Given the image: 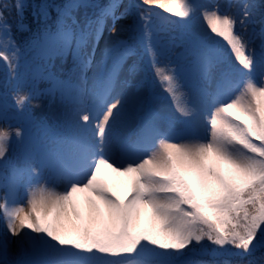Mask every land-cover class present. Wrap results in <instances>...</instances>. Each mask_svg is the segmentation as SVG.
Listing matches in <instances>:
<instances>
[{
	"label": "snow or ice",
	"instance_id": "snow-or-ice-1",
	"mask_svg": "<svg viewBox=\"0 0 264 264\" xmlns=\"http://www.w3.org/2000/svg\"><path fill=\"white\" fill-rule=\"evenodd\" d=\"M26 7L0 0V62L9 81L21 79L27 55L40 62L30 91L16 84L12 107L22 114L48 95L58 96L63 112L37 133L0 124V264H264V0L41 3L35 15L43 27L22 49L9 17L14 12L24 29ZM131 8L137 20L127 30L179 117L167 131L144 105L131 131L114 128L126 103L117 88L142 86L127 78L135 64L121 80L134 54L119 39ZM109 20L111 38L97 61ZM198 20L204 34L195 31ZM38 80L49 87L41 92ZM8 108L5 92L0 119L7 121Z\"/></svg>",
	"mask_w": 264,
	"mask_h": 264
},
{
	"label": "rangeland",
	"instance_id": "rangeland-1",
	"mask_svg": "<svg viewBox=\"0 0 264 264\" xmlns=\"http://www.w3.org/2000/svg\"><path fill=\"white\" fill-rule=\"evenodd\" d=\"M54 1V0H53ZM24 2H28V0H25ZM202 3L205 4H210V3H219L220 5H225L228 0H201ZM238 2V0H233V3ZM122 4L124 7H129L128 2H123ZM123 8L121 9V11ZM77 19L80 22V26L83 27L84 22H85V13L83 10H81L79 13L76 14ZM88 15L91 16V10H89ZM132 23V18L129 15L128 18L124 21H121V24L126 26V30L120 33L119 39L126 40L128 36L129 30H127V27L130 26ZM163 26L169 27V28H175L173 25H164V22L162 23ZM195 31L198 33L204 34L207 29L206 26L203 24L202 21H197V23L194 26ZM111 21H108V27L106 28L104 32L103 38L100 40V43L97 47V52H96V60L99 61L102 57L103 50L106 46V41H108L111 38ZM176 31V30H175ZM175 31L168 32L164 35H173ZM134 39H136V34L133 33ZM143 47L142 45H140ZM145 52V51H144ZM148 56V55H147ZM137 56L133 57H128L124 64V72L121 73V80L125 79L127 77V68L130 65L137 64L136 63V58ZM57 68L61 66V61L58 59L56 62ZM167 63V59L161 58V64ZM137 66V65H136ZM71 67V58H69L68 62L66 65H64L65 70L67 68ZM138 71L133 77H127L129 79H132L133 81H139L142 82V86L140 87L139 91H136L135 89H128L126 87H118L117 92L118 94H122L125 98V105L124 108L120 111V113L115 117L114 120V128L118 132H123L127 133L131 131L136 123V117L139 114V109L141 105L147 104V96L150 94V89H149V82L147 80V75L145 74L144 71L139 69L137 66ZM147 69L148 72L150 73V76L153 79V92H155L158 95H161L162 98H154L153 105L158 109L159 112L162 114H166L167 116H170L174 121L178 120V114L175 111V107L173 105V102L171 98L168 96V94L163 90V85L159 83L154 77V74L149 67V60L147 62ZM21 79L19 81L12 80L10 84V90L13 94V89L15 88L16 84L19 83L20 87L23 89V91L27 92L31 90L32 83L30 80V75H27V68L25 69L24 67H21ZM96 71V64H93L92 69L89 71L88 75L91 77L93 73ZM36 88L43 92L44 89L49 87V84L47 81L44 80H38L35 84ZM29 108L33 111V113L36 116L40 117H45L48 121H53L55 118L59 117L62 112H63V106L61 105L59 98L55 99V101L52 100L51 96L48 95H41L37 99L33 100L32 104L29 106ZM7 116L8 119L7 121L0 119V124H12L13 126H17L15 123L12 122L11 115L9 114V111L7 110ZM163 120H160V126H162ZM197 126L200 128V130H203V121L202 119L198 118L197 121ZM176 127L180 128L179 124H175ZM11 152V150H10ZM47 175V174H45ZM3 193V190L1 189L0 194ZM23 195V192H21V196ZM4 235V225L2 221H0V238H3ZM10 240L13 242L16 240L14 237H9ZM12 251L14 252L16 249L15 243L11 245Z\"/></svg>",
	"mask_w": 264,
	"mask_h": 264
},
{
	"label": "trees",
	"instance_id": "trees-1",
	"mask_svg": "<svg viewBox=\"0 0 264 264\" xmlns=\"http://www.w3.org/2000/svg\"><path fill=\"white\" fill-rule=\"evenodd\" d=\"M64 2L65 0H54V1L53 0H28V2H25V4L28 5V7H26L24 10L23 21H24L25 28L22 30H17L16 17H15V13L13 12L12 16H10L9 19H10V22L13 24V34H14L17 44L23 49L25 47L26 42H28L33 37V35L37 32L39 28L43 27V21L42 20L38 21L36 18L35 5H38L41 3L62 4ZM95 2L100 3V4H107L109 0H95ZM124 2H128L129 6L139 3L138 0H124ZM155 11L161 12L165 16L168 15L167 13H163L162 10H159V9H155ZM55 15H56L55 10L54 9L51 10V20H49V23H51L52 20L55 19ZM130 16L132 18L131 25H133L135 24L137 20L135 8L130 9ZM163 22L164 21H161L159 18L153 17L154 25L163 26L162 24ZM133 33L134 32L129 30L128 36L125 41H127L128 44L131 45L133 49L136 51L137 49H141V46L137 42V40L134 39ZM178 34H179V30L176 29L173 35H178ZM148 60L149 58L147 57V59L145 60L146 67L145 65H142V68H144L145 74L147 75V80L149 82V87H151L154 81L151 78L152 76L150 75L147 69ZM37 61L38 60L33 59L32 55H27L26 59L21 61L22 67H24L25 69L27 68L28 70L27 72L28 76L31 75V73L35 71L33 70L34 68H37L38 66ZM136 63L137 64L135 65L140 67L141 63L139 64L138 61ZM148 75H150L151 77ZM10 84L11 82L9 81L7 70L3 62H0V94L7 92L8 105H9L8 111H9V114L11 115L12 121L17 123V126L22 127L27 132H32V133L40 132V125L45 121H47L48 123H50V121H48L45 117L36 116L29 107L22 114L17 109L12 107L13 94L10 90L11 88ZM150 90H152V87L150 88ZM260 254L261 253L258 252L256 255L259 256ZM204 259H207V257H204Z\"/></svg>",
	"mask_w": 264,
	"mask_h": 264
},
{
	"label": "bare ground",
	"instance_id": "bare-ground-1",
	"mask_svg": "<svg viewBox=\"0 0 264 264\" xmlns=\"http://www.w3.org/2000/svg\"><path fill=\"white\" fill-rule=\"evenodd\" d=\"M123 2H124V0H122ZM138 2L140 3V0H138ZM160 10V9H159ZM141 70L143 71V69L141 68ZM154 90H150V93H152V94H155V95H151V99H153L154 100V98L155 97H160V98H162V96L161 95H158V94H156L155 92H153ZM157 95V96H156ZM148 97V96H147Z\"/></svg>",
	"mask_w": 264,
	"mask_h": 264
}]
</instances>
